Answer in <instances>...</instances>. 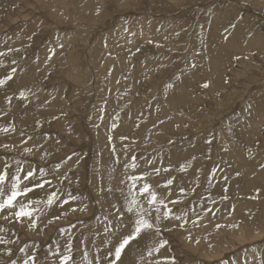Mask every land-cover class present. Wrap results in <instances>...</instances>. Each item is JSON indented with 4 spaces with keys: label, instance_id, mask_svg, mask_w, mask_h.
<instances>
[{
    "label": "rangeland",
    "instance_id": "obj_1",
    "mask_svg": "<svg viewBox=\"0 0 264 264\" xmlns=\"http://www.w3.org/2000/svg\"><path fill=\"white\" fill-rule=\"evenodd\" d=\"M0 264H264V0H0Z\"/></svg>",
    "mask_w": 264,
    "mask_h": 264
}]
</instances>
